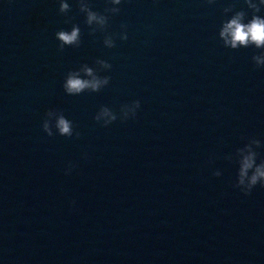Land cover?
<instances>
[{"label":"water","instance_id":"1","mask_svg":"<svg viewBox=\"0 0 264 264\" xmlns=\"http://www.w3.org/2000/svg\"><path fill=\"white\" fill-rule=\"evenodd\" d=\"M68 3L81 44L61 51L55 32L72 24L59 0H0V264H264V187H233L238 164L227 159L252 137L264 158L261 50L219 36L223 20L252 10L244 0H122L107 31L127 24L128 39L108 48ZM97 58L112 65L99 73L110 83L66 94L67 72ZM135 99L134 119H94ZM50 108L79 137L48 136Z\"/></svg>","mask_w":264,"mask_h":264},{"label":"clouds","instance_id":"2","mask_svg":"<svg viewBox=\"0 0 264 264\" xmlns=\"http://www.w3.org/2000/svg\"><path fill=\"white\" fill-rule=\"evenodd\" d=\"M212 3L213 0H208ZM248 8L252 10V16L246 21L247 13L244 10L234 12L231 18L223 20L222 27L219 31V36L224 41V46L231 49H238L241 47L254 46L260 49L259 53L253 54L252 61L256 67H264V16L258 15L261 11V6H264V0H259L258 3H253L252 0H244ZM122 0H106L107 6L103 12L96 11L92 8L90 0H77L78 8L85 16V24L89 27V35H94L97 31L104 33L103 44L108 48L115 47L116 37L121 40L128 39L127 24L120 25L121 31L119 33H110L107 31L110 15L118 14L121 9L118 7ZM232 5L223 9L224 13L233 11ZM71 6L68 0H59L58 11L64 14L67 19L65 23H71V29H60L55 32V37L59 41L58 48L63 51L65 46L79 47L81 44V28L79 24L72 23L73 17L68 13ZM95 64L98 67L89 66V64H81L78 68L71 69L67 72L64 81L63 89L66 94L79 95L85 91L98 92L110 83L111 77L108 75H100L101 71L111 69L112 65L104 60L97 58ZM141 107L139 99L132 100L129 103L122 104L119 113L108 106H101L99 111L95 114L94 119L97 122H102L103 126H108L118 118L121 121L134 119L137 116V111ZM55 116L53 123L52 117ZM102 117L106 119L102 120ZM53 127L56 129L54 133ZM42 129L48 136H53L58 133L61 136L79 137L78 131L74 132L73 121L66 118L62 111L48 109L45 113V118L42 122ZM261 145L258 138L252 137L235 151L234 157L230 155L229 160L235 158L238 164V171L233 187L240 189L245 195H250L252 189L257 185L264 187V158L257 162L260 155L256 150ZM87 156V154H84ZM74 164L70 162L69 167L65 169L66 174L70 173ZM213 175L220 176V170L214 171ZM74 203V201H73Z\"/></svg>","mask_w":264,"mask_h":264}]
</instances>
